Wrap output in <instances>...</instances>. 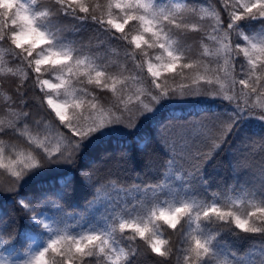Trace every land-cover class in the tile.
<instances>
[{
	"label": "trees",
	"instance_id": "obj_1",
	"mask_svg": "<svg viewBox=\"0 0 264 264\" xmlns=\"http://www.w3.org/2000/svg\"><path fill=\"white\" fill-rule=\"evenodd\" d=\"M22 1L31 3V0ZM172 1L152 0V3L174 14L178 23L183 20L187 25L186 28L177 30L182 33L181 43L189 57L187 60L182 59L180 63L192 62L194 69L189 71L178 68L179 74L175 78H172L171 73H162L158 78L159 82L169 88L187 80L217 78L223 72L226 57L210 45L214 37L209 24L211 19L200 17L198 13L203 7H213L219 11L222 0H180L179 9L171 6ZM83 2L94 6L106 5L108 0ZM33 8L37 11L47 8L49 15L43 17L41 26L58 36L60 42L77 49L83 54L82 58L87 57L92 68L107 71L109 83L112 76L125 81L123 87L117 84V93L128 95L138 92L144 74V67L141 69L138 65L141 60L143 66L146 60H155V52L145 48L148 55L137 58L134 62L128 56L133 49L124 42L111 40L108 33L93 21L81 19L78 14H63L53 5V0H37ZM104 19H107L106 14ZM130 24L133 30L129 35L135 34L137 25L134 22ZM235 27L254 40L264 39V20L245 18L237 22ZM125 30H128V25ZM234 38L235 42L244 43L239 35ZM232 39L233 37H229L226 43L230 44ZM227 57L230 61V77L245 78L240 71V64L246 65V58L242 54L236 61L228 54ZM9 68L17 74L12 76ZM26 71L23 65L12 64L8 53L0 48V129H6L10 123L17 122V112L6 108L9 102L5 97L24 79ZM53 75L45 77L54 78ZM257 77L264 78V70L250 75L249 82L253 83ZM73 84V91L86 88L91 95H99L100 100L105 98V93L107 98H112L109 90L88 84L87 77L80 78L78 83L74 79ZM253 86L258 92L264 93V87L256 83ZM35 95L34 91L29 92L30 97ZM246 107L251 109V113H238L231 102L220 97H195L164 103L150 112L137 126L122 132L107 133L92 142L85 141L73 162L66 161L62 166L50 170L36 169L25 178L19 194L34 201L43 199L47 194L56 201L59 206L45 203L37 211L50 210L53 205L66 213V222L59 221L60 230L65 228L70 232L92 230L111 233L113 245L128 253L127 259L121 256V264H161V258L150 253L139 238L135 242L129 240L132 235L130 230L124 233L119 231V214L125 219L132 216L133 219L143 221L156 202H177L181 199L203 205L212 198L222 207L230 206L242 215L254 205L264 206V118L259 116L261 107ZM31 112L32 123L26 126L25 136L18 133L0 134V141H3L0 147L5 149V163L11 154L30 150L26 144L29 133L34 142L33 148L42 142H46L50 148L59 140L58 132L66 131L57 129L54 113L49 114L46 109L41 111L34 105ZM190 117L204 119L200 124L203 133L200 142L196 141L198 135L194 130L189 131L185 122ZM161 127L170 128L175 140H187L184 141L188 143L184 151L198 160L200 183L195 182L194 190L185 192L180 181L174 178L169 180L165 175L170 154L158 132ZM64 177H70V181L62 186L60 180ZM1 180L4 187L14 186V177L7 169L0 168ZM112 186L130 189L131 194L117 200H100L98 196L102 188ZM154 187L157 190L152 189ZM146 188L153 192L148 191L139 200L140 189ZM239 190L241 198L235 202L232 197ZM18 212L12 195L0 196V249L9 248L3 243L9 240L7 233L11 228L6 221ZM17 220L19 229L15 240L10 241L9 251L14 249L18 255L26 257L34 243H42L41 248L46 246L48 231L42 223L32 221L26 215H17ZM114 228L116 230L112 231ZM200 232L210 240L212 248V254L201 264H264V232L245 233L231 222L219 221L214 217L202 218L199 229L196 228L195 221H185L182 231L179 228L177 231H165V238L171 241L173 251L170 264H184V255L191 237ZM3 256L6 260L9 259L7 251L3 252ZM92 264H96L95 258ZM100 264L109 262L101 258Z\"/></svg>",
	"mask_w": 264,
	"mask_h": 264
},
{
	"label": "snow or ice",
	"instance_id": "obj_2",
	"mask_svg": "<svg viewBox=\"0 0 264 264\" xmlns=\"http://www.w3.org/2000/svg\"><path fill=\"white\" fill-rule=\"evenodd\" d=\"M35 4L37 0H31L30 4L21 0H0V48L8 53L12 64L23 65L27 69L24 79L5 97L9 102L6 108L17 112V122L10 123L6 129H0V134L18 133L25 136L26 126L32 123L31 108L34 105L41 111L46 109L49 114L54 113L57 129L66 130L58 132V135L66 139L67 144L61 148L58 142L54 152L50 151L46 142L33 148L34 142L29 133L26 144L30 150L11 154L7 163L5 149L0 147V168L9 170L14 177V186L0 189V196L12 195L19 209L18 214L15 213L6 221L11 228L7 233L9 240L3 243L9 248L10 241L15 240L19 229L17 215L29 216L32 221L42 223L44 228L49 229L47 223L39 220L40 213L37 210L45 203L59 206L47 194L43 199L35 201L19 194L22 183L30 173L47 166L49 162H73L87 139L113 121H123L124 111L129 110V107H136L142 115L152 110L153 103L157 102L161 95L167 96L170 92L183 94L189 89L200 92L202 86L200 81L193 80L180 88H168L158 80L162 73H171L172 78H175L179 74L178 68L189 71L194 69L192 62L180 63L182 59L187 60L189 57L181 43L182 33L177 30L186 28L187 25L183 20L178 23L171 12L157 8L147 0H108L106 5L94 6L85 4L83 0H53V5L63 14L73 13L80 15L81 19H89L107 32L111 40L126 43L133 49L128 56L134 62L137 58L148 55L144 51L145 48L158 53L154 57L156 63H153L152 59L147 60V73L150 74L151 80L144 98H138L135 105L123 108L120 104L113 105L120 113L118 116L111 111L105 114L102 112V106H98L100 97L91 95L86 88L71 90L74 88L73 80L78 83L80 78L87 77L88 84L102 86L104 90H110L112 93L117 92V84L123 87L125 81L112 76L109 83L107 71L92 68L87 57L82 58L83 54L77 49L60 42L58 36L43 28L41 20L49 15V10H34ZM176 8L179 9L180 5H176ZM105 14L107 19H104ZM245 18L264 20V0H222L219 11L215 13L216 30L223 33L224 41L233 37L230 44L223 45L224 51L233 61L241 54L246 58V65L240 64V71L245 78H240L238 84L242 89H248L249 93H257L258 89L253 83L264 87V78L257 77L250 83L248 77L264 70V39L254 40L235 27L237 22ZM130 22L137 25L135 34L131 35L129 33L133 29ZM235 35H239L244 43L235 42ZM177 36L181 38H174ZM232 53L236 55L232 56ZM138 67L143 68V60ZM8 71L12 76L17 74L11 68ZM54 73H58V82L44 78L51 77ZM184 78L187 79L186 76ZM213 83V80L204 81L205 85ZM236 83V80L232 81L233 85ZM30 91H34L36 95L30 97ZM53 93L56 94V99L53 98ZM215 95L231 102L238 110L251 113V109L240 103L238 94L233 96L217 92ZM117 99L122 100L123 97ZM145 100L147 102H144ZM85 112H88L87 117ZM94 112H101L98 119L92 118ZM259 116L264 118V106L261 107ZM86 120H90V123H81ZM2 143L3 141H0V144ZM69 181L70 177H64L60 184L66 185ZM212 217L219 221L231 222L245 233L264 232V206L254 205L252 210L242 215L230 206L225 208L217 203L196 205L184 200L153 206L143 221L122 219L118 223V229L121 233L130 230V241L135 242L139 238L150 253L161 258V264H170L173 251L171 241L165 238V231H177L178 228L182 231L185 221H195L196 228L199 229L202 218ZM115 230L116 228L112 231ZM9 248L0 249V264H92L93 258L96 264H100L101 258L106 259L109 264H121V256L127 259L128 255L123 248L117 249L113 246L111 233L92 230L78 234L58 230L47 240L45 247L28 253L26 257L18 255L14 249L9 251ZM4 251L8 252L7 260L3 256ZM211 254L210 240L200 232L191 237V243L184 255V264H201Z\"/></svg>",
	"mask_w": 264,
	"mask_h": 264
},
{
	"label": "rangeland",
	"instance_id": "obj_3",
	"mask_svg": "<svg viewBox=\"0 0 264 264\" xmlns=\"http://www.w3.org/2000/svg\"><path fill=\"white\" fill-rule=\"evenodd\" d=\"M23 3H25V1H22ZM147 2L152 3V0H147ZM221 3V1H219ZM180 0H173L171 3L172 7H176V5H180ZM157 8H161V7H157ZM218 12L217 10H214L213 7H208V8H200V12L198 13L199 16H204V17H209L211 19V22H209L210 24V28L212 30V32L214 33V37H212V40L210 42V45L212 46V48L216 51V52H220L223 53V55L226 57L224 59V68H223V72L220 76H218L215 79H202V80H197L200 81L201 83V88H200V92H196L192 89L186 90L183 94H181L180 92H170L167 96H163L161 95L159 97V100L157 102H154L152 105V110L145 112L144 114L140 115L139 111L137 110L136 107H129V110L124 111L123 114V121H113L111 124H109L106 127H103L102 129H100L99 131L95 132L89 139L86 140V142H92L95 139H97L100 136H103L107 133H116V132H122L123 130L132 128L134 126H137L140 122H142L145 117L152 112L155 108L161 106L164 103L167 102H172V101H185V100H189L195 97H199V98H207V97H220L223 98L221 96L215 95V93L217 92H221L223 94H227V95H233V96H237L238 94V99L240 101V103L244 106H258V107H262L264 106V93H260L257 91V93H249L248 89H242L241 86L238 84V78L236 77H230V68H229V59L227 57L226 52L224 51V47L223 45L226 43V41H224L223 39V33L222 32H218L217 29V23H216V19H215V13ZM158 54V53H156ZM153 63H156L155 60H152ZM144 74L142 76V85L139 86V90L137 93H130L128 95H124V94H120V93H112L110 90L108 91L109 94H111L112 98H107V95L105 93V98L99 100V105L98 106H102V112L103 113H107L109 111L113 112L114 115H120L119 112H117L115 110V108L113 107V105L116 104H120V106L123 108L124 106H130V105H135L136 101L138 98L143 99L144 98V93L145 91L150 87V74L147 73V60L144 63ZM58 75V73H54V78H50L53 80V82H58L56 80V76ZM44 78H48V77H44ZM207 80H213L214 83L210 84V85H205L204 81ZM236 80L237 83L235 85L232 84V81ZM193 81V80H192ZM191 80H187V81H183L179 84H174L173 86L169 87V88H180L184 85L190 84L192 82ZM123 97L122 100H118L117 98ZM99 95H97L98 97ZM53 98L56 99V94L53 93ZM144 102H147V100H145ZM231 105L233 106V109L236 112H241L240 110H238L234 104L231 103ZM101 112H94L92 113V118L98 119L100 116ZM71 115V113H70ZM85 117L88 116V112L84 113ZM187 126H189V131H193L196 133V135H198L196 137V141L200 142V138L203 137V133L201 131V125L204 122V119H202L201 117H190L187 118L185 120ZM81 123H90V120H86V121H82ZM161 139L165 142L166 146L169 149V154L170 157L168 159V164H167V171H166V176L169 178V180L171 179H176L178 181H180L179 183L181 184V186L184 188V191L187 192L190 189L194 190L195 187V182L196 183H200V178H199V171L197 168V162L198 160L191 155L188 154L184 151L185 147L188 146L187 140H175L172 136V130L170 128L167 127H161L158 130ZM193 134V133H192ZM59 140L57 142H55L51 147H50V151H55L56 147H57V143L59 142V146L61 148L65 147V145L67 144V140L62 138L61 136L58 137ZM185 139V138H184ZM208 141L210 140V137L207 138ZM204 141V139H203ZM197 142V144L199 143ZM194 152L196 151V149L193 150ZM66 161L63 162H49L47 164V166H45L44 168H39V170H50V169H55L58 168L60 166H62ZM34 175V174H33ZM3 181H0V189H9L8 187H4ZM154 190H157V188H152ZM152 189L150 188H146V189H140V194L141 196H139V200H141L142 197H144L145 195H147L148 191H151ZM153 191H151L152 193ZM131 194V190L130 189H122L119 186H112L109 188H102V191L99 192V199L100 200H108V199H122L124 196L130 195ZM144 195V196H143ZM239 198H241V191H237L232 199L233 201L237 202L239 200ZM184 199V198H183ZM181 200H178L177 202H180ZM170 202H173L172 200H170ZM165 202H156L153 206H158L159 204H162ZM212 203H215L214 200L211 198L209 199L207 202H205L203 205H210ZM152 206V207H153ZM151 207V208H152ZM252 210V208H249L248 211ZM40 213L39 215V220L42 221L43 223H47L49 225V229H51V231H49V229H47L48 231V235L46 237V243L47 240L50 239L59 229V221L64 223L66 222L67 214L64 213L62 210H60L58 207L51 205V209L50 210H43V211H38ZM125 219L123 218L120 214H119V220ZM126 219H133L132 216L126 218ZM145 219V218H143ZM63 231H67L69 234H78L81 231H76V232H70L69 230L63 228L61 229ZM82 231H86V230H82ZM42 246V243L40 242H36L34 243V245L31 247L30 252H35L38 251ZM114 247H116L118 249V247L116 245H113Z\"/></svg>",
	"mask_w": 264,
	"mask_h": 264
}]
</instances>
